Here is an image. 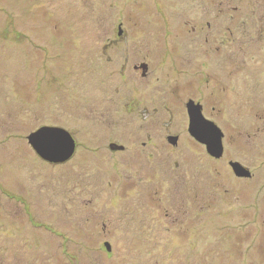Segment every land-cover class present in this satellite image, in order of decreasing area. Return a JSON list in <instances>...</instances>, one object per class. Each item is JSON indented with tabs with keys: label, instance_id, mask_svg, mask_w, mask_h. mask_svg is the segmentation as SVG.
Segmentation results:
<instances>
[{
	"label": "rangeland",
	"instance_id": "374dc122",
	"mask_svg": "<svg viewBox=\"0 0 264 264\" xmlns=\"http://www.w3.org/2000/svg\"><path fill=\"white\" fill-rule=\"evenodd\" d=\"M0 264H264V0H0Z\"/></svg>",
	"mask_w": 264,
	"mask_h": 264
},
{
	"label": "water",
	"instance_id": "95a60500",
	"mask_svg": "<svg viewBox=\"0 0 264 264\" xmlns=\"http://www.w3.org/2000/svg\"><path fill=\"white\" fill-rule=\"evenodd\" d=\"M121 35V31H120ZM145 69V67H143ZM189 115V133L198 142L205 145L207 152L214 158H220L224 154L223 132L211 120L207 119L202 112V106L195 104L190 100L187 105ZM28 142L37 155L54 164H63L68 162L76 151V141L72 134L62 128L56 126H43L32 132L28 136ZM169 142L176 145L178 137L169 136ZM111 149L122 150V146L111 144ZM231 166L237 176L250 177V172L242 167L239 163L232 162Z\"/></svg>",
	"mask_w": 264,
	"mask_h": 264
},
{
	"label": "flooded vegetation",
	"instance_id": "af4514ba",
	"mask_svg": "<svg viewBox=\"0 0 264 264\" xmlns=\"http://www.w3.org/2000/svg\"><path fill=\"white\" fill-rule=\"evenodd\" d=\"M144 74H145V73H144ZM74 139H75V138H74ZM75 141H76V139H75ZM111 144H112V143H111ZM111 144H110V146H111ZM77 146H78V142L76 141V151H75V153H76L77 150H78V147H77ZM110 148H111V147H110ZM75 153H74V155H75ZM74 155H73V156H74ZM71 159H72V158H71ZM42 160H43V159H42ZM44 161H45V160H44ZM46 162H47V161H46ZM48 163H49V162H48ZM61 164H62V163H61Z\"/></svg>",
	"mask_w": 264,
	"mask_h": 264
},
{
	"label": "trees",
	"instance_id": "16d2710c",
	"mask_svg": "<svg viewBox=\"0 0 264 264\" xmlns=\"http://www.w3.org/2000/svg\"><path fill=\"white\" fill-rule=\"evenodd\" d=\"M28 140V139H27ZM29 143V142H28Z\"/></svg>",
	"mask_w": 264,
	"mask_h": 264
}]
</instances>
